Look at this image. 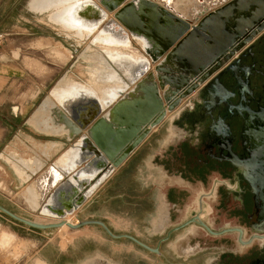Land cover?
Instances as JSON below:
<instances>
[{"label": "rangeland", "instance_id": "374dc122", "mask_svg": "<svg viewBox=\"0 0 264 264\" xmlns=\"http://www.w3.org/2000/svg\"><path fill=\"white\" fill-rule=\"evenodd\" d=\"M155 1L158 4L163 5L161 1ZM233 2L234 0H218L211 5H207L204 9L200 10L197 15L193 17L190 15L188 18L196 25L208 13L224 7L228 3L232 4ZM13 3V0L5 1L6 12L9 11V8L12 5L14 6L9 11L5 23L0 26V50L6 51L8 59L14 60L17 63L16 68L13 70L15 72L13 77L15 84L13 88L7 90L6 104L4 107H0V112L4 113V115L10 119V115L8 114L10 99H13L15 95L18 99H25L34 96L32 102L33 112L36 110L35 112L41 113L38 115L45 114L49 115L51 118L48 120L46 119L47 121L40 120L39 122H31L29 123L30 125L27 126L24 125V130L29 131V129H31L34 131L30 132L32 138L29 139L33 141L34 136H39L35 137V139L47 140L48 138L42 137L44 135L51 136L52 138L59 137L61 132L56 130H60L63 123L57 120L60 118L56 115V111L60 115V111L63 112L67 117L68 113L62 110L61 106H59L57 101L51 95L50 90L60 78L83 84L93 82V77L90 72L95 65V53L99 50L98 46L91 42L95 30L84 38L77 40L72 32L67 29L65 30L60 24L48 20L47 15L50 11L38 12L29 9L27 6V0H18L15 4ZM27 9L33 12L30 13ZM235 14L236 12L234 9L233 15ZM108 16L113 18V12H108ZM231 19L232 18H230V20ZM124 28L128 33L130 41V48L127 47L124 50L127 52L133 51L138 55L146 57L148 59V67L140 77L135 79L133 83H130L125 88L123 93L119 94L109 105L104 106L97 117L106 114L109 111V108H111L125 94V92L133 90L139 80L145 78L149 74H152L153 80L159 91V96L166 106L164 96L168 89L167 84L164 83L161 85L160 79L155 72L156 65L163 56L156 61H151L149 55H147L144 48L140 45L137 37L132 35L126 27ZM244 46H246V44ZM244 46L240 47V49L235 52V55L239 54ZM228 61L229 60L225 61L223 64H226ZM218 71L219 70L213 72L211 77L216 76ZM175 72L177 71L175 70ZM190 79L191 78H189L188 81H190ZM208 79L209 77L200 82L190 92L182 96L178 103L171 109H165V117H168V119H174L175 122L177 119L181 120L179 123L183 126L182 133L180 134L181 139H183L181 146L185 156L188 154V144L190 141L189 139H191L190 136H187V125H189L191 121L196 120V124H198L195 125V132L199 131V128L201 127L200 118H198L195 113L197 109L196 104L202 101V91L206 86ZM19 87L20 91H17ZM44 102H46V108L43 111H40L39 108ZM54 105L58 110L52 109ZM27 113V111L23 112L22 115L28 118L29 115ZM49 125H55L52 127L53 131H47L44 129V127ZM178 127L179 129L181 128L180 125H178ZM85 129H87V127ZM66 134L68 135V129L66 130ZM63 139L66 140V138ZM78 142L79 140H77V138H70L68 141H65L64 144L62 143L60 146H55L54 149L55 151L62 153L70 147H76V143ZM191 144L196 147L197 162L195 167L192 170H189L186 160L183 161L181 167L182 179L184 185H191L193 192L191 196L216 197L217 202L213 201L212 203L214 204V207L211 208V206L206 205L209 214L204 216L205 219L211 221L215 228H221V226L227 225L231 223V221H236L237 224H242L246 228V223L242 219L239 221L238 219L231 218L234 214L240 213V211L237 210L235 202H229L228 204L224 202L225 197H232L233 194H238L237 192H234L233 189L236 188L239 190L237 181L241 178L235 172L236 170L241 171L240 167L234 166L227 161L218 162L215 158H211L208 163H205V154L200 151L199 137H197V140L193 139ZM24 148L28 150L29 147ZM3 176L4 173L0 167V204L2 206L21 217L41 223L53 222L66 217L71 220V213L65 217H54L46 215L42 211V207L51 192L55 189L54 187L49 190L46 197H43V201L41 200L38 206H34L31 196L27 191V186L30 185L34 179L28 180L19 190H11L4 182ZM66 178L67 176L64 177L62 175L60 180L63 181ZM231 182L236 184L237 187H232ZM186 192L187 191H183V194ZM183 197H185V195H183ZM205 201L208 203V198H205ZM212 219H214V221ZM246 229L249 230L248 227ZM3 232L9 233L11 237H5ZM83 233L85 234L80 237L81 242L84 243V240L87 239L89 244L93 245V240L97 239L93 238L95 232L93 230H88ZM75 235L76 233H72V230L65 226L44 230L34 229L17 222L0 212V264H47L43 257L55 256L56 253H60V250L64 248L67 242ZM189 236L193 237L195 240H199L198 238L204 237V232L195 225H190L185 230L175 232L169 243V249L167 248L168 253L172 257V263L167 264H177V262L180 261L178 254L183 253L174 251V245L179 241V238ZM229 237H234V234H223L221 237L215 236L210 238L208 236L207 239L210 240L207 244L211 249L205 254H207L209 258H213L217 256L220 251H226L227 248L225 247V244H227L226 242ZM121 243L124 242H115L111 247H121ZM222 243L225 245L224 247L222 245L220 249L213 248V246H218ZM196 245H198L197 242L193 245V248L197 249ZM246 248L239 247V250L243 251ZM122 253L125 254V251ZM137 255H139L137 257H140V254ZM137 260H141V258H137ZM64 262L65 261H62L60 264H63ZM149 263L157 264V258L150 255ZM82 264L85 263L82 262ZM135 264L141 263L136 262Z\"/></svg>", "mask_w": 264, "mask_h": 264}, {"label": "crops", "instance_id": "0c3cea01", "mask_svg": "<svg viewBox=\"0 0 264 264\" xmlns=\"http://www.w3.org/2000/svg\"><path fill=\"white\" fill-rule=\"evenodd\" d=\"M5 1L0 0V26L5 23L9 11L14 6L12 5L6 12ZM17 1L13 0V4ZM207 5L211 4L206 3ZM27 11L33 12L29 9ZM6 54V51L0 50V107L5 106L6 92L15 84L13 70L17 63L14 60H9ZM17 91H20V87ZM33 100L34 96L18 99L15 95L13 99L9 100L10 119L0 112V167L4 173L3 180L11 190H19L28 180H36L44 175L49 167L57 169L61 175L68 177L92 159L90 156L88 159L77 162L71 170L63 174L58 159L66 150L59 153L54 148L68 141L69 136L66 134V129L63 128L58 130L61 132L59 137L52 138L44 135L42 137L48 139L39 140L35 139L39 136H34V140H30L32 130L26 131L23 126L51 118L45 114L38 115L36 110L33 112ZM26 111L29 115L28 118L22 115ZM58 117L60 119L57 120L61 122V117ZM86 131L87 129H81L73 138L80 140V137L87 133ZM182 140L180 129L174 119L164 116L158 124L149 130L128 156L91 190L71 213V220L68 217L67 219L72 222L99 219L113 233L130 234L141 242L154 246L168 227L182 222L194 213H200V217L205 218L204 216L208 215L206 205L212 208L214 204L210 200L207 203L205 199L191 196L193 193L191 185H184L181 169L183 161L186 160L189 170H192L197 160L196 147L191 144V140L188 144V154L186 156L183 154ZM24 147L29 148L26 150ZM96 175L98 174L90 178V184L96 179ZM183 191L187 192L183 194ZM48 192L45 193V197ZM213 201L217 202L216 199ZM71 230L76 235L67 242L60 253H56L55 256L43 257L47 264H60L62 261H65L63 264H82V262L85 264L99 262L150 264V255L157 258V264H167V261L169 263L172 261V257L168 253L171 240L160 248L159 253L151 254L129 239L110 237L98 225L89 224ZM88 230L95 232L93 238L97 239L93 240V245L89 244L87 239L84 240V243L81 242L80 237L85 234L83 232ZM3 233L5 237H11L9 233ZM115 242L124 243H121V247H111ZM176 246L175 243L174 251H177ZM123 251L125 254L122 253ZM137 254H140V257H137L139 256ZM178 256L180 261L177 263L179 264H204L209 259L205 253L178 254ZM137 258H141V260H137Z\"/></svg>", "mask_w": 264, "mask_h": 264}, {"label": "bare ground", "instance_id": "6f19581e", "mask_svg": "<svg viewBox=\"0 0 264 264\" xmlns=\"http://www.w3.org/2000/svg\"><path fill=\"white\" fill-rule=\"evenodd\" d=\"M125 0H28V7L38 11H50L47 15L48 20L60 24L65 30L72 32L73 36L80 40L95 30L91 40L98 46L94 60L95 65L91 69L93 82L83 84L60 78L50 90L54 99L63 106L70 114L77 117L84 115L85 106H92L95 112L105 105H109L119 94L123 93L129 83L140 77L148 67V59L135 52H127L124 49L130 48V41L126 29L114 18L108 16V12L113 11ZM164 6L188 18L195 16L206 7V3L212 4L217 0H159ZM241 6H236V14L233 20L229 21V27L234 24V29L228 31L220 13H228V8L219 10L202 20L200 26L206 29L210 41H203L201 37H194L188 34L183 42L178 44L169 56L156 65V75L161 83H166L168 92L166 97L180 90L188 81L189 77L197 73V69L209 62L216 53V46H225L232 38L242 31L258 16L264 15V1L261 0H240ZM252 3V4H248ZM191 4V8H189ZM254 5V6H253ZM186 9V10H184ZM231 10V9H230ZM232 11V10H231ZM226 15V14H225ZM233 15V14H232ZM226 18V17H224ZM189 19V18H188ZM264 24V21H263ZM140 45L144 48L148 42L142 36L136 35ZM216 37V38H213ZM152 44H150L151 46ZM170 63L176 65V71L169 66ZM181 67V68H180ZM81 70V69H80ZM192 87L184 90L189 91ZM158 89L148 75L137 83L133 91L125 94L117 101L114 107L115 111L125 122L127 117H139L146 120L153 116L157 107L150 103L152 95H156ZM184 93L174 100H178ZM173 103V104H174ZM170 104L169 106L173 105ZM87 107V108H88ZM46 108V102L39 108L43 111ZM56 109L55 105L52 108ZM41 114V113H38ZM162 115V113H160ZM49 125L44 127L47 131H53ZM138 126H132L129 129L132 132L137 131ZM94 153L96 156L81 168L77 169L63 181L61 172L53 167H49L46 173L30 185L27 191L31 196L34 206H38L45 193L52 187L51 192L42 207V211L49 216L65 217L75 205L90 193L92 186L85 189L84 185L87 179L93 175V172L103 165L105 160L100 150L94 146L86 137L78 142L76 147L68 148L58 159L60 170L66 172L71 170L84 155ZM110 170V168H109ZM107 170L102 178L105 177ZM58 182V183H57ZM65 220L69 221L67 217ZM67 227L62 225L61 227Z\"/></svg>", "mask_w": 264, "mask_h": 264}, {"label": "flooded vegetation", "instance_id": "af4514ba", "mask_svg": "<svg viewBox=\"0 0 264 264\" xmlns=\"http://www.w3.org/2000/svg\"><path fill=\"white\" fill-rule=\"evenodd\" d=\"M202 96V101L196 104L195 111L200 118V130L195 132V125L198 123L196 124V120H193L187 125V136H190L189 140L192 141L199 137L200 151L205 154L207 163L213 156L220 158L218 154L220 149H224V153L226 149H229L241 161L239 166L241 171L235 172L241 178L237 181L239 190L235 188L236 184L231 182L232 187L235 188L233 191L238 194L225 197L224 202L227 204L235 202L240 213L234 214L231 218L239 221L242 219L249 230L242 224H237L236 221H231L221 228H215L211 221L202 219L200 213H194L176 225L198 215V219L213 231L232 227L241 229L243 241H248L253 235H264V29L253 36L239 54H234L226 64H223L216 76H209ZM180 121L177 119L176 125H180L181 134L183 126L179 124ZM200 198H208V201L212 199L210 200L212 202L216 199V197ZM176 225L168 227L151 247H155L159 242L158 251H160V248L173 238L175 232L195 225L204 232V237L198 238L199 240L191 236L179 238L176 242L177 251L194 255L206 253L211 249L207 244L210 240L207 239L208 236L210 238L234 234V237L227 239L226 246L223 243L213 246L215 249H220L223 245L227 249L209 258L204 264H264V239L253 237L249 242L241 244L238 241V231L213 235L197 222H190L172 231L168 238L163 239L167 231ZM196 242L197 249L193 248ZM239 247L247 248L241 251Z\"/></svg>", "mask_w": 264, "mask_h": 264}, {"label": "water", "instance_id": "95a60500", "mask_svg": "<svg viewBox=\"0 0 264 264\" xmlns=\"http://www.w3.org/2000/svg\"><path fill=\"white\" fill-rule=\"evenodd\" d=\"M242 3L243 2H241L240 0H234L232 4L228 3L226 4V6L208 13L196 25L193 24L191 20L188 19L187 17L182 16L178 13H174L171 9H169L164 5L158 4L155 0H125L123 3H121L111 12H113V18L117 22L122 24L124 27H126L132 35L134 33L146 39L149 45L144 47V51L147 53V55H149L151 61H156L163 56V58L159 61L160 63L163 61L164 58L169 56L170 52H172V50L178 44L183 42L184 38H186L189 33L192 34L194 37L197 38L201 37L203 41L211 42L212 38L207 36L209 35L208 32L206 31V29L200 26V23L204 18L210 16L211 14H214L219 10H225L227 8L229 9L228 13H220V16L225 21L224 22V24H226L225 28L228 31H230L231 28L234 29V24L231 27H229V23L231 20H233L235 16L232 15L233 10L235 9L236 12V6L238 5L241 6ZM248 4H252V3H248ZM228 18H232V19L229 21ZM263 21H264V15L258 16L249 24V26L247 25L242 31L236 34L228 44H226L223 47L220 45L216 46V53L214 57L205 65L197 69L198 70L197 73L194 76L189 77L191 78L190 81H187L184 84V86L181 87L182 89H180L175 93H172L169 98L166 97V93L168 91L165 92L164 98L166 100V106L164 105L162 99L159 96V91L156 95H152L150 99V103L153 106L157 107V111L153 116H151L150 118L144 121L141 120L139 117H127L125 119V122H123V119L120 118V116L121 117L123 116L118 114L114 109L117 102L111 108H109V111L106 114L102 115L101 117H97V116L102 111L103 107L95 112V110L93 111V109H91L92 106L89 107L85 106L84 108L87 110L85 111L84 115L81 117H77L75 114H70L63 106H61L58 103L59 106H61L62 110L68 113V117H67L63 112L60 111L61 113L60 115L56 111V115L58 116L60 115L61 122L63 123L61 129L63 128H65L66 130L68 129L69 139L77 135L81 131V129H85L87 127V131H86L87 133L82 135L80 137V140H82L83 137H86L91 143L94 144L95 147H97L100 150L101 154L105 158L103 165L99 166V168H97L93 172L92 176L98 174L96 175L97 176L96 179H94V181L91 184H90L91 177L87 179V182L85 183L83 190L89 189L91 186L92 189L96 187L112 171V169L118 166L128 156V154L142 141V139L147 135L149 130L163 119V117L165 116V109L166 108L171 109L173 106L176 105L174 103V100L178 98L182 94V92L184 93L182 96H184L186 93L194 89L200 82L206 80L209 76H211L213 72L219 70L220 67L223 65V63L229 60L235 54V52L240 49V47L247 44L252 39L253 36H255L261 30L264 29ZM213 38L216 37L213 36ZM150 44L152 45L150 46ZM169 66L173 71L176 70L175 64L170 63ZM149 75L152 76V74ZM152 80H153V76H152ZM190 87L192 88L189 91L187 92L184 91ZM134 89L131 90L133 91V93H134ZM170 104L173 105L169 106ZM160 113H162V115H160ZM135 125L138 126L137 127L138 129L137 131L132 132L129 128ZM225 151L226 153H224V149H220L218 151L220 158L214 156L211 158L217 159L218 162L227 161L228 163L234 166H238V167L241 166V161L233 152H231L229 149H226ZM90 156H92L93 159L96 155L94 153H88L84 155V157L81 158L80 161L84 159H88ZM107 170H109L108 174L102 178V175ZM62 172L64 174L68 171L66 172L62 171ZM80 204L75 205V207L72 209L70 213H72ZM0 212L17 222H20L31 228L39 229V230L59 228L62 225H66L71 229H77L81 226L89 225V224L98 225L105 231L107 235H109L112 238H126L150 252L159 253L158 251L159 242L156 244L155 247H151L141 242L140 240H138L137 238H135L130 234L113 233L111 229L102 220L99 219H87L77 222H71L65 220V218H61L57 221L41 223L21 217L13 213L6 207L2 206L1 204H0ZM190 222H197L200 226H202L204 229H206L209 233L213 235H219L227 231H238L239 232L238 241L241 244L249 242L253 237L264 239V235H253L248 241H243L241 239V234H242L241 229L234 227L225 228L220 231H213L205 223H203L201 220L198 219V215H195L190 219H188L187 221L170 228L163 239L168 238L172 231L177 230Z\"/></svg>", "mask_w": 264, "mask_h": 264}]
</instances>
